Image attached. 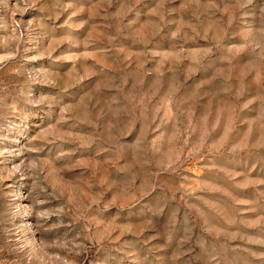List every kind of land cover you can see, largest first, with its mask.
Segmentation results:
<instances>
[{
    "label": "rangeland",
    "instance_id": "1",
    "mask_svg": "<svg viewBox=\"0 0 264 264\" xmlns=\"http://www.w3.org/2000/svg\"><path fill=\"white\" fill-rule=\"evenodd\" d=\"M0 264H264V0H0Z\"/></svg>",
    "mask_w": 264,
    "mask_h": 264
}]
</instances>
